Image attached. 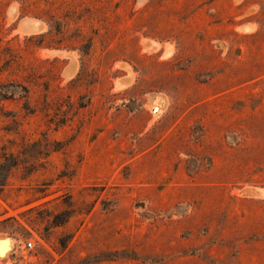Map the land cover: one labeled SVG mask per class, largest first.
I'll list each match as a JSON object with an SVG mask.
<instances>
[{"label": "rangeland", "instance_id": "1", "mask_svg": "<svg viewBox=\"0 0 264 264\" xmlns=\"http://www.w3.org/2000/svg\"><path fill=\"white\" fill-rule=\"evenodd\" d=\"M5 239L0 264H264V0H0Z\"/></svg>", "mask_w": 264, "mask_h": 264}, {"label": "built area", "instance_id": "2", "mask_svg": "<svg viewBox=\"0 0 264 264\" xmlns=\"http://www.w3.org/2000/svg\"><path fill=\"white\" fill-rule=\"evenodd\" d=\"M23 248L26 249V250H31L32 249V243L30 241L25 242L23 244ZM6 264H23V263H22V261H15V260H13V261L7 262Z\"/></svg>", "mask_w": 264, "mask_h": 264}, {"label": "bare ground", "instance_id": "3", "mask_svg": "<svg viewBox=\"0 0 264 264\" xmlns=\"http://www.w3.org/2000/svg\"><path fill=\"white\" fill-rule=\"evenodd\" d=\"M10 248H11V244H10L8 239H5L4 241H0V251L6 249L5 251L8 252L10 250Z\"/></svg>", "mask_w": 264, "mask_h": 264}, {"label": "water", "instance_id": "4", "mask_svg": "<svg viewBox=\"0 0 264 264\" xmlns=\"http://www.w3.org/2000/svg\"><path fill=\"white\" fill-rule=\"evenodd\" d=\"M4 241V240H3ZM6 245V244H5ZM6 249H4V250H2V251H0V255H3L6 251H5Z\"/></svg>", "mask_w": 264, "mask_h": 264}]
</instances>
